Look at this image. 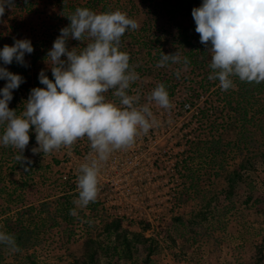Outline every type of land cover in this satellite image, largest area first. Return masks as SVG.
Returning a JSON list of instances; mask_svg holds the SVG:
<instances>
[{
	"label": "rangeland",
	"instance_id": "1",
	"mask_svg": "<svg viewBox=\"0 0 264 264\" xmlns=\"http://www.w3.org/2000/svg\"><path fill=\"white\" fill-rule=\"evenodd\" d=\"M127 1L122 8L131 10L128 14L142 25L153 3ZM180 21L187 24L190 20ZM7 27L8 21L0 23V31L7 33ZM32 33V28L26 25L20 37H13L29 39ZM143 79L149 84L153 80L151 75ZM150 92L151 89L145 94L140 91L141 103L146 102ZM180 96L179 93L170 96L174 105L171 110L151 106L158 125L147 135L137 137L130 148L112 153L102 167L97 200L83 209L73 203L77 215L70 223L61 219L56 209L64 196L70 202L77 199L78 166L92 155L86 138L77 141L70 152L62 148L41 156L31 151L37 145L30 143L35 140L30 131V142L23 153L31 160L27 169L30 171L16 160L17 152L10 157L9 153L15 149L6 148L7 159L0 154V193L5 194L6 189L11 192L20 179L27 178L28 182L20 196L13 197L15 203L10 208L15 210L22 204L36 205L44 200L48 224L57 223L38 244L27 250L35 260L40 264H127V251L122 246L123 241L128 243L129 240L130 253L139 258L136 264H256L258 250L264 251L263 163L258 159L255 169L241 170L244 180L235 188L237 205L224 221H215V228L210 227L213 223L209 213L211 207L227 206L229 200L219 186L210 189L205 176L201 179L200 194L189 188L196 182L190 174L199 169L203 153L189 155V143L197 136L198 123L191 119L193 108H186ZM253 132L256 142L251 148L256 149L264 144V134L255 129ZM237 136L234 129L227 133L228 139ZM4 148L0 146V153ZM188 160L189 168L185 165ZM235 162H239L238 156L230 161L228 170ZM10 208L6 201L0 203L2 219ZM198 211L207 213V220H202V225L185 231L183 225L176 226L175 216L181 215L188 220L196 218ZM113 218L120 219V227L109 233L107 224ZM223 223L226 228L218 230ZM4 230L3 225L0 226V231ZM196 230L199 234L194 238ZM117 231L119 235H116ZM113 246L116 252L110 251ZM16 261L14 251L0 246V264H17Z\"/></svg>",
	"mask_w": 264,
	"mask_h": 264
},
{
	"label": "clouds",
	"instance_id": "2",
	"mask_svg": "<svg viewBox=\"0 0 264 264\" xmlns=\"http://www.w3.org/2000/svg\"><path fill=\"white\" fill-rule=\"evenodd\" d=\"M11 5L13 0H0V17ZM191 15L199 41L211 55L209 81H218L221 91L233 89L234 78L264 83V0H202ZM66 17L68 25L45 57L53 79L41 69L38 79L44 87L32 88L19 112L9 108V102L24 78L0 66V79L6 81L0 88V146L15 149L16 160L27 170L31 160L23 153L30 131L35 132L34 155L62 148L70 152L86 138L92 155L78 166L73 202L83 209L97 200L102 167L112 153L130 148L158 125L151 106L171 110L174 105L164 83H158L144 103L138 92L130 94L139 74L130 65L129 53L121 50V38L139 28L136 20L120 10L97 13L87 7H77ZM69 40L83 46L69 47ZM33 51L30 39H14L0 49V61L27 67L25 54ZM169 62L186 66L188 60L177 52H161L156 67ZM175 74L179 78L180 70ZM70 214L77 215L75 209ZM0 244L19 250L15 237L4 231Z\"/></svg>",
	"mask_w": 264,
	"mask_h": 264
},
{
	"label": "trees",
	"instance_id": "3",
	"mask_svg": "<svg viewBox=\"0 0 264 264\" xmlns=\"http://www.w3.org/2000/svg\"><path fill=\"white\" fill-rule=\"evenodd\" d=\"M142 1L153 3V6H150L151 12L147 13L143 24L137 30H130L121 38V50L129 53L130 65L139 74V79L131 86L130 94H135L139 90L145 94L158 83H164L169 97L179 93L187 108H193L191 119L198 123L196 128L198 132L197 136L190 140L188 150L189 155L203 153V162L199 169H194L190 174L196 182H193L189 188L200 194L202 192L199 189L202 187L201 179L205 176L209 188L214 189L219 186L223 195L229 200L227 206L219 209L212 206L209 210L210 219L213 222L210 227L215 228V223L224 221L237 205L234 195L236 194L235 188L240 181L244 180L241 170L255 169L258 159H261V164L263 163L264 166V144L256 149L251 148V145L256 142L253 129L264 134V83H246L234 78L235 87L228 91H221L218 81H209L211 55L200 43L191 15V10L199 7L202 0ZM127 3V0H13V5L6 8L5 14L0 17V23L8 21V32L0 31V49L5 44L12 45L16 39L13 36L20 37L23 28L27 25L33 30L32 38L29 39L34 51L32 54H25L24 59L30 58L29 61L25 60L27 67L15 61L9 65H4L3 61H0V66L24 78L19 88L13 91V99L9 102V108L21 111L30 90L34 87H44L38 79L41 69L49 79H53L50 67L45 63V57L53 41L60 34V29L68 25L69 21L66 16L74 12L77 7H87L97 13L125 11L129 18H132L128 14L132 11L122 8ZM182 19L190 21L184 24L180 21ZM67 43L69 47L79 45V42L75 40H69ZM161 52L165 54L177 52L181 58L187 57L188 63L185 66L169 62L167 66L158 68L156 64L160 60ZM178 69L180 70L179 78L175 74ZM147 75L153 78L150 84L143 79ZM5 83V80L0 79V88ZM106 96L108 99H113L111 93H107ZM230 129L236 131L238 135L236 139H228L227 133ZM31 135L33 136L31 138H35L33 131ZM30 143L36 145L35 140ZM8 153V150L4 148L0 154L7 159ZM15 153L16 151L10 152V157ZM237 156L239 162L231 164L232 169L228 170L230 161ZM44 160L45 158H42V161ZM190 160L185 162L188 168ZM27 184V178H23L11 192L6 189L5 194L0 193V203L6 201L9 208L12 207L11 205L15 203L13 197L20 196ZM62 200L56 211L61 219L70 223L74 219V215L70 214V210L74 209L73 202L65 196ZM46 203L43 200L36 205L22 204L15 210L11 208L7 210L3 219L1 217L3 214L0 215V226L3 225L4 232L15 237L18 245L19 250L14 251L17 254V264H40L27 250L38 244L46 236L50 227L57 225L55 221L48 224L44 216ZM208 205V203L205 204V208ZM195 215L196 218L188 220H184L181 215L175 216L174 222L178 224L176 226L183 225L184 231L192 230L195 226L202 225V220H207L205 211H198ZM119 227V218H113L107 224L109 233L111 229L114 231ZM225 228L224 223L218 226V230ZM197 233L199 234L198 230L193 235L194 238ZM116 235H119L118 231ZM127 241L128 243L126 240L123 241L122 246L127 251L129 259L127 264L131 262L136 264L139 258L130 253V241ZM0 246L6 247L2 244ZM23 251H25L24 256ZM110 251L116 252L114 246ZM263 258L264 251L259 249L256 264H263ZM89 259L93 260V254Z\"/></svg>",
	"mask_w": 264,
	"mask_h": 264
},
{
	"label": "built area",
	"instance_id": "4",
	"mask_svg": "<svg viewBox=\"0 0 264 264\" xmlns=\"http://www.w3.org/2000/svg\"><path fill=\"white\" fill-rule=\"evenodd\" d=\"M186 108H187V105L185 104Z\"/></svg>",
	"mask_w": 264,
	"mask_h": 264
}]
</instances>
